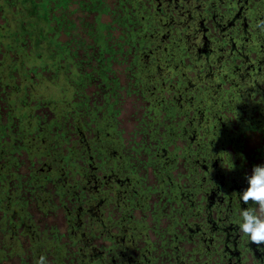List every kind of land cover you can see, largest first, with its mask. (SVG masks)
Instances as JSON below:
<instances>
[{"label": "rangeland", "instance_id": "1", "mask_svg": "<svg viewBox=\"0 0 264 264\" xmlns=\"http://www.w3.org/2000/svg\"><path fill=\"white\" fill-rule=\"evenodd\" d=\"M48 1L38 67L0 0V264H249L232 221L264 163V0Z\"/></svg>", "mask_w": 264, "mask_h": 264}, {"label": "clouds", "instance_id": "2", "mask_svg": "<svg viewBox=\"0 0 264 264\" xmlns=\"http://www.w3.org/2000/svg\"><path fill=\"white\" fill-rule=\"evenodd\" d=\"M264 25L260 21L258 26ZM234 170V163L229 164ZM243 187L237 192L239 206L234 211V229L249 245L264 251V163L255 164L244 173ZM35 264H48L47 257L41 255Z\"/></svg>", "mask_w": 264, "mask_h": 264}, {"label": "trees", "instance_id": "3", "mask_svg": "<svg viewBox=\"0 0 264 264\" xmlns=\"http://www.w3.org/2000/svg\"><path fill=\"white\" fill-rule=\"evenodd\" d=\"M48 2V0H17L16 2V13L18 15L15 14V18H17V21L13 22L10 32L14 36L18 33L28 36L33 52H31L32 54L29 56L30 66L37 65L38 67H43L46 62L40 56L41 52L49 47L58 49L56 46H59V44L56 43L57 36H54L52 39L46 37V34L53 32V28L50 26L51 21L48 17ZM23 24L25 26H23ZM18 43L17 41L15 44L7 42L5 46L8 45L10 50H18ZM19 51L25 53L23 48L19 49ZM55 56H57L55 57L57 62L60 56H62V53Z\"/></svg>", "mask_w": 264, "mask_h": 264}, {"label": "flooded vegetation", "instance_id": "4", "mask_svg": "<svg viewBox=\"0 0 264 264\" xmlns=\"http://www.w3.org/2000/svg\"><path fill=\"white\" fill-rule=\"evenodd\" d=\"M208 209H210V207H208V206H206V210H208ZM221 235H223V239L221 240V244H220V246H225V244L228 242V238H229V234H228V232L226 231V230H223V231H220L219 232ZM241 241H242V249H244L243 251L244 252H247V255H249L250 256V260H251V262H249V264H264V252H258L257 251V249L255 248V246H253V245H249L246 241H244L243 239H240ZM210 249V248H209ZM227 248L225 247L223 250H222V252H223V254H221L220 255V261H222L221 259H224V258H227V260L228 259H230V258H228L227 256H226V253H227V250H226ZM208 250V249H207ZM216 250L217 249H214L213 250V255L216 253ZM251 250L253 251V253L251 252ZM101 254V253H100ZM119 260H120V262L118 263V264H129L127 261H123V260H121L120 258H122L121 257V255L119 256V255H117L116 256ZM171 258L175 261L176 260V264H180L179 263V261L177 260V257L175 256V258H174V255L173 256H171ZM108 262L109 261H106V262H103V263H97V264H108ZM114 262H115V260H114ZM114 262H112L113 264H114Z\"/></svg>", "mask_w": 264, "mask_h": 264}]
</instances>
